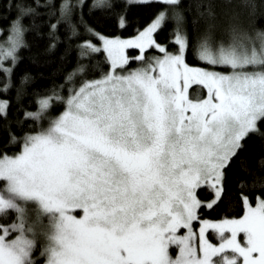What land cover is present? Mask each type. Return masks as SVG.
Masks as SVG:
<instances>
[{
    "label": "snow or ice",
    "instance_id": "6c2138e0",
    "mask_svg": "<svg viewBox=\"0 0 264 264\" xmlns=\"http://www.w3.org/2000/svg\"><path fill=\"white\" fill-rule=\"evenodd\" d=\"M258 8L0 0V264H264Z\"/></svg>",
    "mask_w": 264,
    "mask_h": 264
},
{
    "label": "trees",
    "instance_id": "16d2710c",
    "mask_svg": "<svg viewBox=\"0 0 264 264\" xmlns=\"http://www.w3.org/2000/svg\"><path fill=\"white\" fill-rule=\"evenodd\" d=\"M185 2H195V0H185ZM257 3L259 4L260 3V0H257ZM257 17H258V22L259 23H264V8H258L257 9ZM30 38V37H29ZM23 65H28L30 67H32L29 63V61L27 60V57L25 56L23 62H22ZM56 67V61L55 59L53 58V62L47 66H44L42 68H39V69H36L34 68L33 70L34 71H41L44 73V76L41 77L38 81V83H41V84H46L48 82V76H49V73L52 72V70Z\"/></svg>",
    "mask_w": 264,
    "mask_h": 264
}]
</instances>
